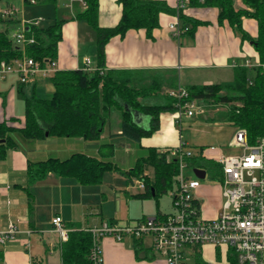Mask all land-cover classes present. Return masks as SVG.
<instances>
[{"label": "crops", "instance_id": "1", "mask_svg": "<svg viewBox=\"0 0 264 264\" xmlns=\"http://www.w3.org/2000/svg\"><path fill=\"white\" fill-rule=\"evenodd\" d=\"M164 1L174 9H178V0ZM6 2L11 4L10 0ZM99 3L100 25L103 27L115 26L122 15L120 1L99 0ZM238 3L241 4L240 1ZM84 8L80 0H61L57 6H54L55 20L65 19L56 57L59 70L83 68L85 57H89L92 65L97 67L96 32L86 20L76 17V12ZM183 11L193 19L208 21V23L199 25L193 35L182 33L177 36L175 30L170 27V23L179 21L177 15L163 12L160 14V26L154 29L151 37L144 28L130 29L124 36L112 37L106 45V68L161 73L166 78L162 90L163 93H167L168 89L178 85L186 87L194 84L230 82L233 80L234 68L237 65L248 66L249 62L248 67H252L251 63L259 62V56L252 41H243L241 34L233 29L227 21L222 24L218 22L219 9L217 7L187 4ZM22 15L24 16V12ZM16 18L12 22H17ZM20 24L23 27V21ZM243 25L251 36H257V21L254 18L244 17ZM9 26L10 24L7 23L4 29L0 27V31H9ZM13 75L18 78L15 73L8 74L5 78L0 77V120L18 117L17 125L21 126L24 122L25 110L23 113L18 112L20 108L16 95L19 93L24 101V95H31L33 91H36L41 96L38 92L41 87L47 88V91L52 93L53 87L52 90H48V86L45 85L46 81L42 80L44 78L40 76L31 77L28 82L23 84L20 79L18 83H15ZM214 80H218V82ZM21 85H23L22 92L20 91ZM156 98V101L162 100L161 97ZM174 113H162L159 130L152 136L143 137L139 143H136L121 134V113L119 112V123L115 126L114 131L107 135L104 128L101 138L96 142L99 148L101 147L99 153L90 144V140L65 141L57 137L54 139L60 140L59 142L63 144L61 148L69 145L70 155L78 151L99 158H103L100 155H103L102 148L104 147L109 149V152H105V154H114L118 142H113V140L124 137L130 140V143H127L128 149L136 144L143 153L148 147L162 150L177 147L180 144L185 146V143L190 146L191 144L185 140L183 132L185 116L177 121ZM134 119L140 126L149 127L150 118L148 116L136 112ZM107 123L110 124V120H107ZM107 123L106 125H108ZM208 143L210 142H195L192 146L199 147ZM22 145L18 148L7 149L4 155L0 153V230L6 229L10 223L16 224L19 230L15 239L0 243V264H32L34 260H41L45 264H54V256L57 251L60 252V257H55L59 261L58 264H62L60 237L53 230V218L57 215L63 218L66 225L77 223L81 228H86L100 225L103 222L124 224L158 213L156 210L139 217L122 218L116 210L117 214L106 219L102 216L101 210L97 217L89 222L90 206L93 201L91 195L87 194L89 185L80 184L73 177L60 176L54 172H49L43 179L29 182L27 171L29 159L37 161L50 156L61 158L58 156L61 154L60 149L55 148V145L51 146V144L44 149L41 147L40 141L24 142ZM27 145L30 146V149L26 148ZM57 153L59 154L57 155ZM28 189L32 192V205L29 203ZM116 189L114 188V190ZM124 192L126 196L131 197L141 193H130L129 190H124ZM200 194H204L202 188L198 191L201 200ZM201 203L203 214L212 217L218 213L222 202L217 208H213L210 204H204L202 200ZM207 210H209V214H207ZM172 211L173 209L166 212L159 208V212L163 214ZM138 247L140 248L137 251ZM100 248L103 264H167L165 258L154 251L150 236L141 239L127 236L123 240L105 236L100 241ZM195 253H199L201 259L208 264H230L231 253L226 248L205 244L197 250L188 249L187 264H196Z\"/></svg>", "mask_w": 264, "mask_h": 264}, {"label": "trees", "instance_id": "2", "mask_svg": "<svg viewBox=\"0 0 264 264\" xmlns=\"http://www.w3.org/2000/svg\"><path fill=\"white\" fill-rule=\"evenodd\" d=\"M60 1L37 0V3L57 6ZM84 1L86 7L78 10L76 17L86 20L96 32L97 68L92 71L82 67L58 69L50 77L53 87L50 97L39 96L36 91L31 95H24L23 124L17 125L18 117L0 120L1 155L9 148L23 146L24 142L33 143L47 137L65 141H97L104 132L110 114L115 110L121 113V134L139 143L143 137H150L159 130L162 113L177 111L178 99L163 93L162 86L166 82L163 74L147 70L107 69L106 45L112 37L124 36L130 29L144 28L151 37L154 29L160 26V14L163 12L178 16L184 29L183 34L193 35L199 25L207 24L208 21L193 19L184 14L183 9H174L164 0H119L122 5L119 22L115 26L103 27L99 23V0ZM189 4L217 7L220 24L227 21L241 34L243 41L253 42L259 56L258 65H237L230 82L186 86L190 99L227 105V119L236 129H245L249 141L253 143L258 137L264 136V0H189ZM244 17L257 21L256 37L251 36L244 28ZM64 22L65 19H56L49 26L31 24L26 34L34 37L35 42L27 45V55L41 63L56 59ZM21 55L22 51L13 42L9 31H0V61L10 62ZM20 91H23V85ZM156 97H161L162 100L156 101ZM136 112L150 118L149 127L140 126L135 121ZM192 161V165L214 169L212 171L217 176L220 175V165L217 162L197 158ZM149 166L154 168L153 182L146 174ZM27 171L29 182L43 179L49 172L73 177L83 185L102 183L107 171L124 175L128 183L135 177L144 178L146 190L133 196L153 197L158 206L159 197L174 188L179 165L175 158H168L160 149L148 147L138 157L135 165L127 170L121 169L111 159L77 151L64 159L56 156L37 161L29 159ZM28 195L32 205L33 196L29 189ZM157 210L160 214L159 208ZM67 226L71 231L68 239L61 241L62 264H93L90 257L94 243L92 233L77 223H69ZM194 249L197 250V247ZM195 259L196 264H208L201 259L199 253H195ZM32 264L45 263L34 260ZM230 264H238L234 255L230 256Z\"/></svg>", "mask_w": 264, "mask_h": 264}, {"label": "built area", "instance_id": "3", "mask_svg": "<svg viewBox=\"0 0 264 264\" xmlns=\"http://www.w3.org/2000/svg\"><path fill=\"white\" fill-rule=\"evenodd\" d=\"M25 1L29 4L37 3V0ZM80 2L86 7L84 0ZM187 4L189 0H178V9H183ZM0 12L3 17L11 20L18 16L20 10L8 5ZM42 20V17L31 21L23 20V27L11 35L22 55L10 62L0 61V77L5 78L8 74L15 73L21 83H26L34 76L50 78L58 70L56 59L41 63L26 53L27 45L35 42L34 37L27 36L26 27L31 24L40 25ZM170 27L177 36L184 31L180 19L170 23ZM84 62L83 68L87 71L97 68L92 65L89 57H85ZM249 64L248 62L247 65ZM258 64L251 63L252 66ZM167 93L178 99V109L174 113L177 121L183 116H194L200 109L198 100L190 99L189 92L183 85L170 88ZM226 147L240 148L241 152L227 154ZM161 151L168 158H175L179 165L175 186L171 190L173 211L149 215L124 224L103 222L83 228L94 237L90 251L93 264H103L100 241L105 236L116 240H123L127 236L137 239L150 236L154 251L161 254L167 264H187V250L205 244L228 249L237 258L238 264H264V136L251 143L247 131L237 129L228 144L213 141L191 147L185 143V146L180 144ZM194 158L212 160L220 165L218 177L222 186V203L215 216L203 214L198 195L202 188V178H190L185 174L186 168H192L193 171L202 169L205 170L206 177L208 169L192 165ZM136 181L139 188L145 191L144 178ZM53 225L60 241H66L71 228L67 227L60 215L53 218ZM18 232L16 224L10 223L6 229L0 230V243L15 239Z\"/></svg>", "mask_w": 264, "mask_h": 264}, {"label": "rangeland", "instance_id": "4", "mask_svg": "<svg viewBox=\"0 0 264 264\" xmlns=\"http://www.w3.org/2000/svg\"><path fill=\"white\" fill-rule=\"evenodd\" d=\"M6 1L7 0H0V10L8 5H12L14 8L20 10V13L17 16L18 18H16L17 22H10L9 18L3 17L0 12V27L4 29L6 24L9 23L10 36L22 28L20 23L23 20L31 21L42 17L43 20L40 23L42 26H49L55 20L54 5L52 4H29L25 0H10L11 4H8ZM23 12L24 16L22 15ZM13 76L15 83H18L19 77L17 78L16 75ZM42 80L46 81L45 85L48 86V90H52L50 78H44ZM214 81L218 82V80ZM38 92L42 97L46 98L52 95V93L47 91V88L41 87ZM16 99L20 108L18 112L23 113L25 110L23 98L18 93L16 95ZM198 103L200 105L198 112H196V114L190 118H185V130H183L185 140L191 144L190 146H192L195 142L200 143L211 141L228 144V142H230L234 137V134L237 130L227 119L228 106L225 104H215L201 100H198ZM119 118V112L116 110L110 114L108 119L110 120V124L107 123L108 125L105 126L107 135H109V132L114 131L115 126L119 123ZM59 141L60 140L58 139H54V137H47L40 140V143L41 147L44 149H46L49 144H51V146L55 145V148L60 149L61 151V154L57 153V155L59 154L58 156L65 158L66 156L70 155L71 151H68L70 146L67 145V147L61 148L63 144H61ZM96 142L97 141H90V144L93 145L96 149V152L99 153L101 147L99 148ZM113 142H118L114 154L107 155L109 149L104 147L102 148L104 153L100 156H103V158L110 157L111 160L123 170L132 168L138 159L137 156L140 155V153L144 154L140 147L136 146L135 143L134 146H130L131 149H128L127 143H130V140L125 137L122 139H115ZM26 148L30 149V146L27 145ZM105 152L107 153L105 154ZM225 152L227 154H237L241 152V149L236 147H226ZM207 169L208 173L206 177L200 179L202 184V192L204 193L200 194V197L204 204H210L213 208H217L220 202H222V186L217 173L212 171L214 169ZM184 171L185 174L190 178L197 177L195 170L193 171L192 168H186ZM146 174L151 176V180L153 182L155 178L154 168L151 166L147 167ZM137 179L138 178L135 177L131 183H128L125 176L118 174L115 171H107L103 177L102 183L89 185L87 194L91 195L93 200L90 206L91 211L89 215V222H92L94 217H97L101 210L103 212L102 216L107 219L109 216L117 214L115 213L116 210L120 214V217L125 218L127 216L139 217L142 214L153 213L157 210V208H160L166 212H170L173 209L171 190L159 197L158 206L156 199L153 197L139 199L134 196H126L124 190H129L130 193L143 192L138 186V182L136 181ZM114 188L117 189L114 190ZM207 211V214H209V210ZM59 253L60 252L57 251L55 254V256L58 258L60 257ZM55 256L53 262L54 264H58L59 261Z\"/></svg>", "mask_w": 264, "mask_h": 264}, {"label": "water", "instance_id": "5", "mask_svg": "<svg viewBox=\"0 0 264 264\" xmlns=\"http://www.w3.org/2000/svg\"><path fill=\"white\" fill-rule=\"evenodd\" d=\"M29 27H26V30H28ZM253 43V42H252ZM134 117H135V114H134ZM2 142L4 140H1ZM195 172H196V175L201 177V178H204L205 177V170H202V169H195Z\"/></svg>", "mask_w": 264, "mask_h": 264}]
</instances>
